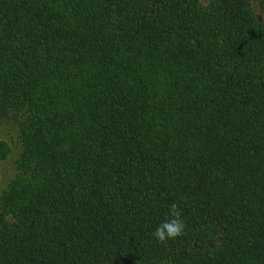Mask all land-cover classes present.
I'll return each mask as SVG.
<instances>
[{
    "label": "trees",
    "instance_id": "16d2710c",
    "mask_svg": "<svg viewBox=\"0 0 264 264\" xmlns=\"http://www.w3.org/2000/svg\"><path fill=\"white\" fill-rule=\"evenodd\" d=\"M4 122L0 264H264V0H0Z\"/></svg>",
    "mask_w": 264,
    "mask_h": 264
},
{
    "label": "rangeland",
    "instance_id": "374dc122",
    "mask_svg": "<svg viewBox=\"0 0 264 264\" xmlns=\"http://www.w3.org/2000/svg\"><path fill=\"white\" fill-rule=\"evenodd\" d=\"M0 138L7 140L11 147L8 158L0 161V185L3 186L15 172L14 159L19 152L20 145L17 141L16 129L11 123L4 122L0 125Z\"/></svg>",
    "mask_w": 264,
    "mask_h": 264
}]
</instances>
